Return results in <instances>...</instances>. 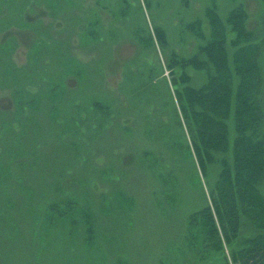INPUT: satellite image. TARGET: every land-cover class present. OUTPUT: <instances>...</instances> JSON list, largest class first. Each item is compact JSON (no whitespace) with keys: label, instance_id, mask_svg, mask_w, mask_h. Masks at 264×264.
Returning <instances> with one entry per match:
<instances>
[{"label":"rangeland","instance_id":"1","mask_svg":"<svg viewBox=\"0 0 264 264\" xmlns=\"http://www.w3.org/2000/svg\"><path fill=\"white\" fill-rule=\"evenodd\" d=\"M212 1L0 0V264H198L183 237L218 168L203 177L184 143L166 61L193 53L183 25L207 34ZM214 1L223 19L242 4L250 30L264 24V0ZM61 79L66 106L46 97ZM28 92L50 111L18 112Z\"/></svg>","mask_w":264,"mask_h":264},{"label":"trees","instance_id":"2","mask_svg":"<svg viewBox=\"0 0 264 264\" xmlns=\"http://www.w3.org/2000/svg\"><path fill=\"white\" fill-rule=\"evenodd\" d=\"M247 18L242 4L221 18L213 0L204 10L207 34L198 19L183 25L200 41L193 53L179 56L172 51L166 61L174 113L185 131L184 143L192 150L203 177L209 180V165L218 168L208 201L189 215L183 237L186 251L198 264H264V195L260 187L264 178V24L259 31L250 30ZM154 34L164 49L163 31L155 27ZM54 60L49 57L47 70ZM63 62L67 68L68 59ZM191 69L203 76L201 85H192ZM40 72L38 66L36 72L25 75L32 82L33 76L43 77ZM36 87L39 97L41 90L38 84ZM64 87L63 79L48 83L46 97H58L57 104L61 97L64 106L72 104ZM28 95L25 101L14 99L18 112L50 111L48 105L55 102L40 108L37 96Z\"/></svg>","mask_w":264,"mask_h":264}]
</instances>
